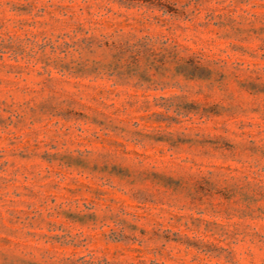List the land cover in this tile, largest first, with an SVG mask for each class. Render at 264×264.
<instances>
[{
    "label": "rangeland",
    "instance_id": "rangeland-1",
    "mask_svg": "<svg viewBox=\"0 0 264 264\" xmlns=\"http://www.w3.org/2000/svg\"><path fill=\"white\" fill-rule=\"evenodd\" d=\"M0 264H264V0H0Z\"/></svg>",
    "mask_w": 264,
    "mask_h": 264
}]
</instances>
